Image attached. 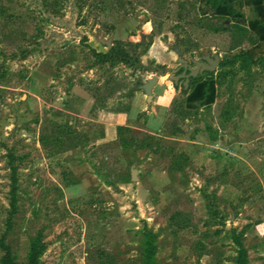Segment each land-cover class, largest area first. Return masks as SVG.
<instances>
[{"label":"rangeland","instance_id":"374dc122","mask_svg":"<svg viewBox=\"0 0 264 264\" xmlns=\"http://www.w3.org/2000/svg\"><path fill=\"white\" fill-rule=\"evenodd\" d=\"M244 1L0 0V264L33 244L36 264H264L263 1ZM158 69L150 132L127 115Z\"/></svg>","mask_w":264,"mask_h":264},{"label":"crops","instance_id":"0c3cea01","mask_svg":"<svg viewBox=\"0 0 264 264\" xmlns=\"http://www.w3.org/2000/svg\"><path fill=\"white\" fill-rule=\"evenodd\" d=\"M239 1L245 3L244 0ZM260 1H263V6L262 8L260 7V13L257 18L263 21V25L259 24V26H257L258 31L256 34H263V40H259L256 45L251 47L252 49L247 51L253 57L264 55V0ZM170 84L171 82L166 80V77L159 76L157 82L151 88L150 95L143 91L144 93H139L138 97L135 98L134 102L130 105L127 118L132 119L137 118L138 115H142L145 129L149 130L150 132L160 131L163 127V108L160 107L159 103L160 100L164 98L165 94L168 93ZM200 84L201 82L197 83L195 87L188 92L187 97L193 94V92L198 89ZM200 97H202V94Z\"/></svg>","mask_w":264,"mask_h":264},{"label":"trees","instance_id":"16d2710c","mask_svg":"<svg viewBox=\"0 0 264 264\" xmlns=\"http://www.w3.org/2000/svg\"><path fill=\"white\" fill-rule=\"evenodd\" d=\"M207 4L211 6L212 9L216 10L217 8H219L220 6H226L228 4L227 0H207ZM228 12H231L230 7H228ZM112 53V50H110V52L108 54ZM245 55L248 57V59L253 58V56L251 54H249L248 52L245 53ZM98 61L100 63L105 62L106 59L104 57V55H98ZM199 82V81H198ZM37 254H39V251H37L36 246L33 244V246L31 247V264H36V258H37ZM5 264H13L11 262H9L8 260L5 261Z\"/></svg>","mask_w":264,"mask_h":264},{"label":"water","instance_id":"95a60500","mask_svg":"<svg viewBox=\"0 0 264 264\" xmlns=\"http://www.w3.org/2000/svg\"><path fill=\"white\" fill-rule=\"evenodd\" d=\"M101 43H102L103 45H106L107 48L110 47V42H109V41H107V42H103V41H101ZM175 52H176L178 55H181V53L178 52L177 50H176ZM208 62H209V63H213L214 65H216V63H217L218 61H214V62H215V63H214V62L208 60ZM201 65H202L203 68H206L205 65H203V64H201ZM170 72H171L170 69H165L164 71H162L161 69H158V70H157V74H156V76H154V77L151 79V81H149V83H147V84L145 85V87H144L145 92H146L148 95H150V93H151V88H152V86L157 82V79H158L159 75H165L166 73H170ZM197 72H198L197 70H196V71H191L189 76L181 75V77H183V78H189L190 76H194V77H195V76L197 75ZM131 179H132V181H135V180L137 179V177H136V172H135V171H132V172H131Z\"/></svg>","mask_w":264,"mask_h":264}]
</instances>
